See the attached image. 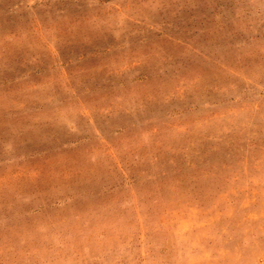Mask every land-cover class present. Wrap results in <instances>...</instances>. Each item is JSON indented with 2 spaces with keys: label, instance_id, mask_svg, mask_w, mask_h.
<instances>
[{
  "label": "rangeland",
  "instance_id": "1",
  "mask_svg": "<svg viewBox=\"0 0 264 264\" xmlns=\"http://www.w3.org/2000/svg\"><path fill=\"white\" fill-rule=\"evenodd\" d=\"M0 264H264V0H0Z\"/></svg>",
  "mask_w": 264,
  "mask_h": 264
}]
</instances>
